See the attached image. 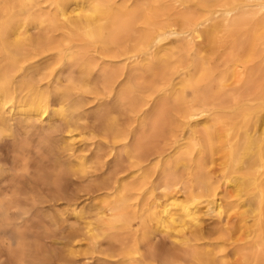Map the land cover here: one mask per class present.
Here are the masks:
<instances>
[{"label": "bare ground", "instance_id": "6f19581e", "mask_svg": "<svg viewBox=\"0 0 264 264\" xmlns=\"http://www.w3.org/2000/svg\"><path fill=\"white\" fill-rule=\"evenodd\" d=\"M42 3L0 0V136L14 115L60 116L65 159H77L69 171L86 172L93 158L109 169L98 190L115 199L102 222L134 227L137 207L157 192L147 203L156 229L195 261L229 264L220 242L209 251L196 243L205 236L199 204L173 211L160 199L207 197L206 213L226 234L235 217L223 208L242 206L236 264H264V0H55L52 12ZM89 94L123 107L125 119L107 117L108 151L94 142L86 157L69 141L95 129L82 123ZM217 160L221 178L208 170ZM234 191L243 203L224 206ZM8 216L0 205L2 225ZM89 223L78 237L98 236ZM122 247L123 264H142Z\"/></svg>", "mask_w": 264, "mask_h": 264}, {"label": "rangeland", "instance_id": "374dc122", "mask_svg": "<svg viewBox=\"0 0 264 264\" xmlns=\"http://www.w3.org/2000/svg\"><path fill=\"white\" fill-rule=\"evenodd\" d=\"M41 1L44 12L54 10L55 0ZM31 18L35 19L37 16ZM31 32L35 34L37 30ZM70 72L66 69L60 75V80L66 83ZM85 97L81 108L84 117L82 123L95 129L92 133L80 134L77 131L69 142L74 148L81 146L84 150H88L87 145L90 146L91 143H101L100 154L103 155L108 151L105 146L108 138L100 127L111 114L122 118L124 108L108 101L101 105L92 94ZM13 118L6 125L12 132L0 136V205L9 213L6 224L2 225L0 219V264H123L119 255L123 249L122 243L137 251L133 257L141 259L142 264H163L165 261L171 264H202L192 259L189 251L181 248L174 235L165 236L156 229L157 222L151 211H147V203L155 201L157 192L137 207L144 214L141 219L136 220L134 227L124 229L119 223L111 226L108 222H102L101 214L108 212L115 199L98 190L108 177L109 169L93 158L92 165H88L86 172L78 171L73 174L69 171L77 159L66 161L62 117H50L52 126L48 122L49 118L44 122L34 118L27 120L18 115ZM93 149L94 146L81 154L89 157L96 152ZM126 156L122 151L121 157L125 159ZM60 158L66 159L59 160ZM220 162L217 160L208 168L215 178H221L227 173ZM61 170H64L63 173ZM229 189L232 190L230 187ZM238 193L240 192L234 191L225 195V198L222 197L225 199L223 205L228 202H238L241 205L243 199L239 195L242 193ZM206 199L207 197L192 199L179 194L172 199L161 198L160 202L164 205L170 203L169 208L173 211L199 204L205 236L204 240L196 243L200 244V249L209 251L214 244L220 242V251L223 250L221 255L227 256L229 264H236L239 259L235 255L237 246L243 244V229L238 226L243 207L232 209L231 212L228 209L225 211L226 207L223 208V217L228 213L235 217L232 224L227 226L230 231L226 234L217 231V214L206 213ZM89 222L92 223V228H100L99 232L96 231L98 236L92 240L78 237L83 225L86 226ZM208 245L211 247H207Z\"/></svg>", "mask_w": 264, "mask_h": 264}]
</instances>
